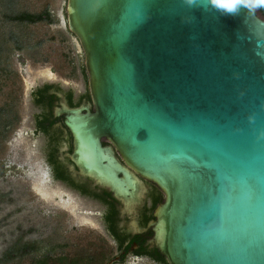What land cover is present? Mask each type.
<instances>
[{"label": "water", "instance_id": "water-1", "mask_svg": "<svg viewBox=\"0 0 264 264\" xmlns=\"http://www.w3.org/2000/svg\"><path fill=\"white\" fill-rule=\"evenodd\" d=\"M255 7L67 0L94 103L64 109L70 157L126 205L145 195L141 177L162 189L148 242L169 264H264V17Z\"/></svg>", "mask_w": 264, "mask_h": 264}, {"label": "rangeland", "instance_id": "rangeland-1", "mask_svg": "<svg viewBox=\"0 0 264 264\" xmlns=\"http://www.w3.org/2000/svg\"><path fill=\"white\" fill-rule=\"evenodd\" d=\"M66 4L0 0V264H104L118 253L101 216L104 203L53 181L43 137L29 129L32 85L60 82L74 87L76 98L88 85ZM255 8L264 17L257 2ZM44 172L54 183L45 181ZM47 192L67 193L68 200L45 198ZM131 261L129 256L124 264ZM135 264L162 263L144 257Z\"/></svg>", "mask_w": 264, "mask_h": 264}, {"label": "flooded vegetation", "instance_id": "flooded-vegetation-1", "mask_svg": "<svg viewBox=\"0 0 264 264\" xmlns=\"http://www.w3.org/2000/svg\"><path fill=\"white\" fill-rule=\"evenodd\" d=\"M86 75L88 77V73ZM74 92V87L65 88L60 82L32 85L30 89V100L35 109L32 114V127L29 129L34 137H43L41 149L51 169L53 181L64 182L81 194L104 203L101 216L106 231L116 240L118 249V253L104 264L112 258L114 259L112 264H124L129 256L132 257L130 264H135L144 257L156 263L169 264L167 260L166 262L162 260L156 245L148 242L153 234L148 224L154 218L155 207L161 201L155 202V198L162 195L163 199L162 189L154 181L140 176L146 185V193L142 198L126 205L121 198L114 195L108 185L90 174L82 173L71 159L74 136L66 123L64 109L88 104L91 110L94 109L89 83L77 98ZM108 141L106 138L102 140L103 144ZM44 179L47 183H54L46 173ZM56 196L58 199L62 197L68 200L67 193L62 192L61 196ZM149 209H153L151 213H147ZM77 210L81 209L77 208ZM83 211L93 213L91 209H83ZM127 221L130 223L128 224ZM77 252L80 255L81 251L77 250Z\"/></svg>", "mask_w": 264, "mask_h": 264}, {"label": "trees", "instance_id": "trees-1", "mask_svg": "<svg viewBox=\"0 0 264 264\" xmlns=\"http://www.w3.org/2000/svg\"><path fill=\"white\" fill-rule=\"evenodd\" d=\"M256 2L264 10V2H261L260 0H256ZM85 72L87 73L86 68H85ZM160 200H162V195L159 196L158 198H155V202L160 201ZM159 254L162 257V260H164L166 262V257L164 255H162L160 252H159Z\"/></svg>", "mask_w": 264, "mask_h": 264}, {"label": "bare ground", "instance_id": "bare-ground-1", "mask_svg": "<svg viewBox=\"0 0 264 264\" xmlns=\"http://www.w3.org/2000/svg\"><path fill=\"white\" fill-rule=\"evenodd\" d=\"M49 187V186H48ZM43 193V192H42ZM56 193V192H55ZM55 193H52L51 192V194L50 193H44L43 195H44V197L45 198H48V199H51V198H54L55 200H58V197L56 196L57 194H55Z\"/></svg>", "mask_w": 264, "mask_h": 264}, {"label": "snow or ice", "instance_id": "snow-or-ice-1", "mask_svg": "<svg viewBox=\"0 0 264 264\" xmlns=\"http://www.w3.org/2000/svg\"><path fill=\"white\" fill-rule=\"evenodd\" d=\"M219 2V0H213V3H218ZM225 7H231L232 5L231 4H226V5H224Z\"/></svg>", "mask_w": 264, "mask_h": 264}]
</instances>
